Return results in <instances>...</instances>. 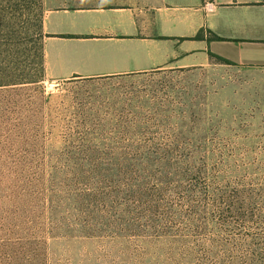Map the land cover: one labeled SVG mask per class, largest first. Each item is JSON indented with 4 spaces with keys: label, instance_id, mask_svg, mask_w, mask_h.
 I'll return each instance as SVG.
<instances>
[{
    "label": "rangeland",
    "instance_id": "374dc122",
    "mask_svg": "<svg viewBox=\"0 0 264 264\" xmlns=\"http://www.w3.org/2000/svg\"><path fill=\"white\" fill-rule=\"evenodd\" d=\"M44 16L0 0V264H264V69L55 83ZM138 181L164 205L152 230L122 214L143 207Z\"/></svg>",
    "mask_w": 264,
    "mask_h": 264
},
{
    "label": "crops",
    "instance_id": "0c3cea01",
    "mask_svg": "<svg viewBox=\"0 0 264 264\" xmlns=\"http://www.w3.org/2000/svg\"><path fill=\"white\" fill-rule=\"evenodd\" d=\"M44 7L45 71L55 83L201 68L214 62L211 54L264 69V0H44Z\"/></svg>",
    "mask_w": 264,
    "mask_h": 264
},
{
    "label": "trees",
    "instance_id": "16d2710c",
    "mask_svg": "<svg viewBox=\"0 0 264 264\" xmlns=\"http://www.w3.org/2000/svg\"><path fill=\"white\" fill-rule=\"evenodd\" d=\"M207 32L209 34H212L211 31H207ZM203 33H204V31H201L194 39H196V40L202 39ZM210 40L223 41V39L215 36L214 34H212V37L210 38ZM210 56L219 62L231 64L230 61H227V60H225L221 57H218L216 55L211 54ZM136 167H137L139 173H143L144 171L148 170V168L151 169L148 166L144 167V166L137 165ZM152 169H154V168H152ZM153 171L156 172V174H157L156 169H154ZM158 172L160 173L159 183L163 184V186L164 185L165 186H172L173 181H177L176 179H178V177H173V173L178 174L177 173L178 167L176 165H166V164L158 165ZM173 178H175V179H173ZM121 180H122V178H121ZM131 191L134 195L137 192L141 195L143 192L142 184L138 181L137 183H135L134 186L132 185ZM124 196L125 195L121 191H117L114 195L115 202H118V205L120 204V206H122L124 203H126V198H124ZM140 197L143 198L142 201L144 204H143V207H140L139 212H135V211L133 212L132 210L129 211V209L127 212L125 209H121L122 214H123V216H129L130 218H132V216H135V218L138 217L136 219L133 218V219H130L131 221L130 220L128 221L129 226L131 229H133V231L138 230V228H141L140 227L141 225L145 229L152 230L155 228V226H154V223L156 220L155 215L157 213H159L160 210H162L164 207L163 202H161L160 198H158L156 196H152V195H147V196L141 195ZM103 198L105 199L106 197L104 196ZM105 201L107 202V201H109V199L108 200L105 199ZM91 203H93L91 201V198H85V199H83V202H82L83 205L87 206L86 208H88L87 210H88L89 215L95 216V212H96V209L94 208L95 204H91ZM135 213H137V214H135Z\"/></svg>",
    "mask_w": 264,
    "mask_h": 264
}]
</instances>
